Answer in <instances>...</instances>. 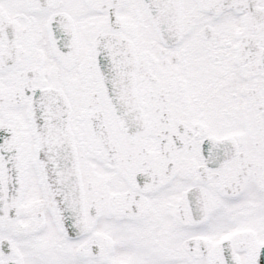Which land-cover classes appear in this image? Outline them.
<instances>
[{
    "label": "snow or ice",
    "instance_id": "6c2138e0",
    "mask_svg": "<svg viewBox=\"0 0 264 264\" xmlns=\"http://www.w3.org/2000/svg\"><path fill=\"white\" fill-rule=\"evenodd\" d=\"M0 264H264V0H0Z\"/></svg>",
    "mask_w": 264,
    "mask_h": 264
}]
</instances>
